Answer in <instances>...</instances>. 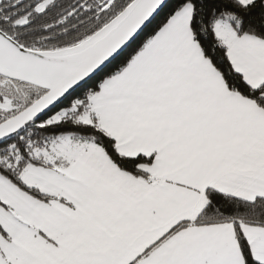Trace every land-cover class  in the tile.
<instances>
[{
    "label": "snow or ice",
    "instance_id": "1",
    "mask_svg": "<svg viewBox=\"0 0 264 264\" xmlns=\"http://www.w3.org/2000/svg\"><path fill=\"white\" fill-rule=\"evenodd\" d=\"M0 264H264V0H0Z\"/></svg>",
    "mask_w": 264,
    "mask_h": 264
}]
</instances>
